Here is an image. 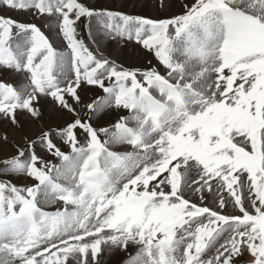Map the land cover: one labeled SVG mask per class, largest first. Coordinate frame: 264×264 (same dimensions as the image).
<instances>
[{
  "label": "snow or ice",
  "instance_id": "1",
  "mask_svg": "<svg viewBox=\"0 0 264 264\" xmlns=\"http://www.w3.org/2000/svg\"><path fill=\"white\" fill-rule=\"evenodd\" d=\"M182 7L154 20L86 0H0L2 9L54 18L67 49L58 51L37 23L0 15V70L23 74L15 84L0 80V122H40L49 106L72 117L41 124L0 158V176L33 181L0 179V264H102L106 251L130 245L137 250L124 264H236L244 253L264 264V0ZM82 21L134 40L163 74L98 57L78 39ZM82 84L104 93L84 108L128 115L93 127L80 116ZM185 190L201 202L213 194L219 210ZM229 202L239 215L222 214Z\"/></svg>",
  "mask_w": 264,
  "mask_h": 264
},
{
  "label": "bare ground",
  "instance_id": "2",
  "mask_svg": "<svg viewBox=\"0 0 264 264\" xmlns=\"http://www.w3.org/2000/svg\"><path fill=\"white\" fill-rule=\"evenodd\" d=\"M155 1V2H154ZM86 0V3L90 6H94L96 9H106L110 11L122 12L133 16H142L151 18L154 20L166 19L175 15L181 14L184 9L183 4H191L193 0H165V6L160 7L157 0ZM150 2L155 4L150 5ZM128 4V5H127ZM144 9H152L153 12L146 13ZM0 15L11 16L21 22H34L41 26L42 31L50 37V41L53 43L54 47L63 49L64 42L62 38L57 35L55 29V19L54 18H41L34 17L28 13H18L12 10H6L0 8ZM46 25H51L46 26ZM78 39L83 40L85 45L93 51L98 57H104L110 61L115 62L118 65H122L124 68L128 69H146L155 66L151 58V53L143 49L139 45H134L130 42L120 41L118 39H112L108 36L102 29L101 25L93 22L91 29L85 27V22L82 21L77 27ZM159 70V69H158ZM162 74L163 71L159 70ZM23 74H16L9 72L7 70H0V80L9 83H18L22 79ZM81 96L82 104L80 106V116L92 123L95 128H107L113 124L121 116H127V112L121 109H106L101 114H94L83 107L84 104L91 102L98 96H101V92L96 87H91L88 85H81L78 89ZM45 118L40 122H32L31 120L22 118V126L15 128L10 126L7 122H0V133H6L8 136V143L0 145V158L14 154L16 145H24V137L35 138L39 131L41 130L40 125L43 124L44 127H54L56 125L63 124L72 117L67 113H53L51 106L46 110ZM102 139H105L101 135ZM57 144L63 145L64 143L57 138ZM39 154L42 155L44 159H50L54 162V158L47 154L42 146H38ZM0 179L10 180V182L17 187L28 186L33 183L30 178L21 175H10V176H0ZM204 195L206 199L201 202L199 196L189 190H185V198L190 199L193 203L201 204L205 206L218 209L216 198L213 194L205 192ZM227 199V195L225 194ZM57 206L46 205V208H53L55 210ZM251 211V209H249ZM222 214L229 215H239L238 210L234 209L229 202L228 206L222 210ZM135 246L130 245L127 252H122L119 250H113L111 252H105L102 256V264H124V261L128 258L129 254H135ZM251 260L250 255L244 253L242 256L236 259V264L249 263ZM70 264H75V261H70Z\"/></svg>",
  "mask_w": 264,
  "mask_h": 264
},
{
  "label": "rangeland",
  "instance_id": "3",
  "mask_svg": "<svg viewBox=\"0 0 264 264\" xmlns=\"http://www.w3.org/2000/svg\"><path fill=\"white\" fill-rule=\"evenodd\" d=\"M150 1H152V0H150ZM154 1V0H153ZM155 2V1H154ZM154 2H150V5H151V3L152 4H155ZM128 5V4H127ZM145 11H146V13H151V12H153V10L152 9H144Z\"/></svg>",
  "mask_w": 264,
  "mask_h": 264
}]
</instances>
